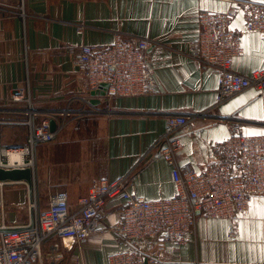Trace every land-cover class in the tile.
<instances>
[{"label": "crops", "instance_id": "obj_1", "mask_svg": "<svg viewBox=\"0 0 264 264\" xmlns=\"http://www.w3.org/2000/svg\"><path fill=\"white\" fill-rule=\"evenodd\" d=\"M233 5L229 0H0V142L26 144L32 115L37 122L55 119L58 126L56 139L36 150L33 194L41 211L63 192L75 211L97 182L125 175L149 200L174 196L173 168L154 148L171 116L193 119V130L180 134L179 160L197 171L212 159V144L233 127L264 133V95L249 89L217 106L215 70L191 56L200 12H224ZM232 28L244 29L242 9ZM129 36L155 42L149 53L157 92L115 98L105 111L102 97L94 96L78 73L77 60L85 45L107 46ZM242 43L244 54L233 69L249 76L264 67V36L246 33ZM18 95L24 101L15 102ZM30 199L27 182H0V230L29 223ZM122 207L121 199L108 200L99 227L115 225ZM56 241L53 236L44 246L45 254ZM67 245L61 246L58 264H108L111 253L128 247L112 232ZM163 257L169 264H264V197L232 223L200 214L196 240L165 247Z\"/></svg>", "mask_w": 264, "mask_h": 264}, {"label": "built area", "instance_id": "obj_2", "mask_svg": "<svg viewBox=\"0 0 264 264\" xmlns=\"http://www.w3.org/2000/svg\"><path fill=\"white\" fill-rule=\"evenodd\" d=\"M229 1L234 5L227 11L200 12V33L192 44V58L217 74V106L249 89L264 95V67L249 76L233 69L234 61L244 54L243 35L257 32L264 36V0ZM240 9L244 29L235 31L232 23ZM83 31V27L78 29L79 34ZM154 45L153 40L129 36L119 37L107 46L82 47L78 73L93 92L109 85L101 96L105 111H110L115 98L157 92L149 53ZM14 101H24L23 95ZM31 111L33 114V108ZM31 117L26 144L4 147L0 142V168L35 171L37 146L56 139L58 130H51L50 119L37 122ZM192 130V117L171 116L154 146L161 149L163 159L173 168L177 187L174 196L149 200L139 195L130 175L100 180L79 199L75 211L69 206L66 192L53 196L46 212L39 209L33 194L29 223L0 230V264H43L47 258L49 264H58L63 258L62 245L81 244L105 232L121 235L128 244L126 249L111 253L108 264H169L163 257L164 248H179L195 241L200 214L231 223L247 214L253 201L264 197V134L249 135L233 127L227 138L212 144V159L197 171L179 160L183 146L180 134ZM13 155L17 157L14 160ZM112 199L123 201L120 218L109 229H102L99 219ZM53 236L60 242H53L45 254L44 246Z\"/></svg>", "mask_w": 264, "mask_h": 264}, {"label": "water", "instance_id": "obj_3", "mask_svg": "<svg viewBox=\"0 0 264 264\" xmlns=\"http://www.w3.org/2000/svg\"><path fill=\"white\" fill-rule=\"evenodd\" d=\"M109 87L108 84H104L101 86V88L97 91H94L92 94L94 96H103L105 95L106 89ZM99 101V100H98ZM51 130L57 131L58 126L55 119H51ZM36 180V172L33 171L31 168L27 169H4L0 168V182H6V181H25L29 184L31 189V198L33 197V190H34V183Z\"/></svg>", "mask_w": 264, "mask_h": 264}, {"label": "bare ground", "instance_id": "obj_4", "mask_svg": "<svg viewBox=\"0 0 264 264\" xmlns=\"http://www.w3.org/2000/svg\"><path fill=\"white\" fill-rule=\"evenodd\" d=\"M17 157L15 156V155H13V157H12V159L14 160V159H16Z\"/></svg>", "mask_w": 264, "mask_h": 264}, {"label": "snow or ice", "instance_id": "obj_5", "mask_svg": "<svg viewBox=\"0 0 264 264\" xmlns=\"http://www.w3.org/2000/svg\"><path fill=\"white\" fill-rule=\"evenodd\" d=\"M261 134H264V133H261Z\"/></svg>", "mask_w": 264, "mask_h": 264}, {"label": "rangeland", "instance_id": "obj_6", "mask_svg": "<svg viewBox=\"0 0 264 264\" xmlns=\"http://www.w3.org/2000/svg\"><path fill=\"white\" fill-rule=\"evenodd\" d=\"M30 201H31V199H30Z\"/></svg>", "mask_w": 264, "mask_h": 264}]
</instances>
